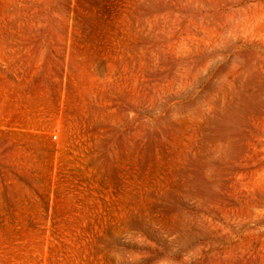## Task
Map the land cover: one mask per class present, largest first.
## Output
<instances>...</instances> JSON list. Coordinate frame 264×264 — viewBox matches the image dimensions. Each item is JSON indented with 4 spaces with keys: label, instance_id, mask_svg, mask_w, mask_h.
Segmentation results:
<instances>
[{
    "label": "rangeland",
    "instance_id": "obj_1",
    "mask_svg": "<svg viewBox=\"0 0 264 264\" xmlns=\"http://www.w3.org/2000/svg\"><path fill=\"white\" fill-rule=\"evenodd\" d=\"M0 264H264V0H0Z\"/></svg>",
    "mask_w": 264,
    "mask_h": 264
}]
</instances>
